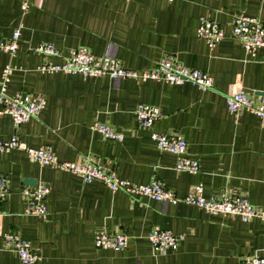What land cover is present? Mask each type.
Wrapping results in <instances>:
<instances>
[{
  "label": "crops",
  "instance_id": "1",
  "mask_svg": "<svg viewBox=\"0 0 264 264\" xmlns=\"http://www.w3.org/2000/svg\"><path fill=\"white\" fill-rule=\"evenodd\" d=\"M21 3L0 0V37L8 39L20 27L16 55L0 51V79L3 68L12 66L6 94L39 95L46 106L17 130L9 116H0V140L16 134L29 148L50 147L60 161L93 157L119 179L139 185L158 179L178 197L201 184L205 197L225 190L264 208L260 121L246 111L231 115L226 108V97L239 89L254 100L264 94V48L251 57L229 36L212 49L196 36L202 17L225 27L243 13L264 27V0H29L25 13ZM40 43L63 54L86 47L136 71L152 69L170 55L207 73L213 85L202 91L189 83L40 73L37 68L46 61L63 60L34 52ZM139 104L159 109L153 132L185 139L188 154L200 162L198 173L174 169L176 157L159 151L150 131L138 126ZM94 122L123 133V141H105L91 130ZM0 171L11 185V195L0 202V230L30 241L39 257L34 264H238L251 254L264 258V223L257 219L242 222L183 203L111 192L100 182L84 183L71 173L41 167L23 151L1 154ZM40 182L49 187L45 221L25 213L22 196L24 187ZM154 228L180 236L178 249L154 254L147 239ZM100 230L125 233L127 248H96L94 234ZM0 264L22 263L0 244Z\"/></svg>",
  "mask_w": 264,
  "mask_h": 264
},
{
  "label": "built area",
  "instance_id": "2",
  "mask_svg": "<svg viewBox=\"0 0 264 264\" xmlns=\"http://www.w3.org/2000/svg\"><path fill=\"white\" fill-rule=\"evenodd\" d=\"M174 0H167L172 3ZM29 7V0H22L21 10L25 13ZM196 36L202 40L208 48L212 49L221 43L227 36L236 39L242 45L247 55L254 57L256 52L264 48V27L261 21L255 17H249L243 13L233 15L229 22L222 27L218 23L207 18H200L196 29ZM20 27L16 29L8 39L0 37V51L14 57L18 51ZM33 51L46 58H62V62L54 64L46 61L37 70L40 73H64L78 74L84 78L109 77L111 79H133L139 82H162L172 85L192 84L202 91L212 88V78L198 69L185 67L172 56H163L154 68L136 71L124 68L120 61L111 57H96L86 47L69 49L65 54L52 44L40 43L33 47ZM14 68L6 65L0 79V116L7 115L11 118L15 130L32 118H36L45 108L46 101L39 95L29 93H16L13 96L6 94L7 85ZM226 108L229 114L238 115L241 112H249L255 115L264 132V94L258 100H254L242 89L229 94L226 97ZM135 117L139 127L149 130L150 137L157 149L176 157L174 169L177 172L196 174L200 170V162L197 158L188 154L187 143L178 134H159L152 131L154 123L160 117L157 107L139 104L135 109ZM91 130L101 135L105 141L122 142L124 135L115 131L111 126L94 122ZM23 151L28 159L41 167H50L76 175L84 183L94 181L104 184L111 192L123 191L130 196L148 197L159 203L177 204L183 203L194 206L210 215H225L238 218L242 222L257 219L264 223V208L253 206L240 195H234L227 191H220L216 195L205 197L201 184L195 185L183 197L176 196L172 191L164 187L160 180L156 179L149 185H139L119 179L113 170L103 167L93 157H86L80 163L60 161L50 147L29 148L16 134L8 140H0V155L10 151ZM49 187L45 183H37L33 188L22 189L25 202V213L45 221L48 216L46 198ZM11 195L10 180L0 171V202ZM152 252L165 255L169 251H176L180 245V236L169 230L154 228L147 235ZM1 248L17 255L22 264H34L39 260L31 242L22 238L19 234L6 233L0 230ZM94 245L101 250L122 252L127 248L128 237L123 232L109 233L100 230L94 234ZM238 264H264V258L257 254L243 257Z\"/></svg>",
  "mask_w": 264,
  "mask_h": 264
}]
</instances>
